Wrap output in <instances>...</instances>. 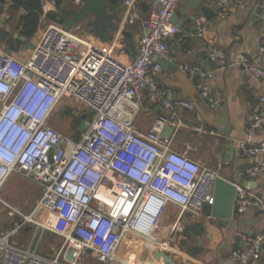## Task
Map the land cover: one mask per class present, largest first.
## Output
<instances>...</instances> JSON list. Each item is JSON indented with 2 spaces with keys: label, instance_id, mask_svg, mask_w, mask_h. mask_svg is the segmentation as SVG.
<instances>
[{
  "label": "built area",
  "instance_id": "2783aa9c",
  "mask_svg": "<svg viewBox=\"0 0 264 264\" xmlns=\"http://www.w3.org/2000/svg\"><path fill=\"white\" fill-rule=\"evenodd\" d=\"M180 1L155 0L156 8L143 22L138 53L129 63L115 57L113 47L98 48L58 24L41 31L24 60L0 47V191L13 175L39 186L42 194L30 218L45 212L66 227L55 232L63 245L52 257L11 244V234L0 236V264H78L89 256L109 264L117 259L128 235L150 240L167 206L176 207L180 216L199 217L203 205L211 204L217 172L176 152L172 144L182 125L179 111H192L193 104L173 102L172 91L160 87L153 76L161 70L154 58L174 63L165 40L180 33L171 22ZM210 1L219 6L221 18L233 5L243 4V0ZM122 6L119 30L140 18L134 0H125ZM207 59L215 63L214 69L187 64L178 68L200 81V96L211 106L208 82L219 70L236 67L264 83V69L245 56L228 64L223 53L210 50ZM66 100L81 105L89 115L78 140L50 126ZM146 100L160 113L143 134L134 129V121ZM261 124L262 118L254 116L248 135L254 136ZM238 148L246 158L264 155L262 145L243 142ZM248 172L251 177L264 173V160ZM257 206L261 201L249 188H236L233 212L242 214ZM237 236L247 248L232 252L233 261L259 260L264 231ZM68 249L73 251V262L65 260ZM158 250L176 253L166 244Z\"/></svg>",
  "mask_w": 264,
  "mask_h": 264
},
{
  "label": "crops",
  "instance_id": "0c3cea01",
  "mask_svg": "<svg viewBox=\"0 0 264 264\" xmlns=\"http://www.w3.org/2000/svg\"><path fill=\"white\" fill-rule=\"evenodd\" d=\"M124 1L119 0L116 7L109 2V5L106 4L107 12L116 16L118 31L114 33L106 29L105 42H100L85 24L74 27L70 32L98 48L113 47L115 57L124 63L131 62L138 53L143 22L156 8V2L134 0L140 18L119 30L124 20ZM262 5L264 6V0H243L242 5H233L227 15L221 18L219 6L210 0H181L175 11L176 13L184 10V13L178 16L176 25L180 33L171 40L172 45L169 47L174 63L166 69L160 66L161 70L153 74L160 87L172 91L173 102L188 101L193 104L192 111H179V121L182 125L173 138V149L186 154L203 167L214 169L218 177L226 181L232 182L234 172L237 171L241 178L254 183L253 189L249 190L261 201V206L250 207L242 214L233 212L231 222L226 226L217 227L215 220L204 217L202 213L199 217L180 216L178 209L169 205L159 219L158 228L150 240L139 238L147 243L142 246V250L138 252L130 249L126 254V251H121V246L117 259L113 262L131 264L126 261L131 258L133 264H165L161 259L154 260L153 252L157 251L161 244H166L176 250L175 254H171L175 264H236L231 257L232 252L247 248V243L240 239L237 233L255 236L264 231V173L251 177L248 172L252 166L264 160V155L246 158L241 156L238 148L243 142L264 146V83L236 67L229 66L219 70L208 82L210 96L214 100L211 106L200 96L197 89L200 81L189 77L178 68L179 64H187L203 70H212L216 65L207 59V54L214 50L223 53L228 64L245 56L251 63L264 69V21L257 24L256 19L251 20L249 17L254 7ZM76 9L78 6L73 0H63L59 10L53 0H43L39 28L26 43L34 46L41 31L50 24H55L47 20L48 13L57 11L62 19L69 17V10ZM202 9L208 10L213 16L206 19ZM24 14L22 10H13L10 0H0V31L18 40L17 37L21 35L16 23ZM30 51L23 43L18 49L9 52L24 60ZM153 62L157 63L154 60ZM159 113L160 108L146 100L134 121V129L138 133H147ZM254 116L261 117L262 124L254 136H249L247 129ZM217 123L218 125H215ZM195 127L203 128L207 132H196ZM203 226L206 228L205 235ZM16 229L15 226L4 234H11L9 242L18 247L23 245V248L33 249L37 253L36 238L25 242L17 236L21 227ZM28 230L25 228V233H28ZM58 251L59 249H56L52 254H46V257H52ZM89 259L95 260L93 257ZM249 264H264V249L259 260Z\"/></svg>",
  "mask_w": 264,
  "mask_h": 264
},
{
  "label": "rangeland",
  "instance_id": "374dc122",
  "mask_svg": "<svg viewBox=\"0 0 264 264\" xmlns=\"http://www.w3.org/2000/svg\"><path fill=\"white\" fill-rule=\"evenodd\" d=\"M64 108L72 109L75 115L63 116L62 110ZM83 110L84 108L76 102L66 100L51 118L50 126L64 135L75 136L73 128L76 114H80ZM41 194L42 190L39 186L24 180L20 176L13 175L11 177L10 181L0 191V236L14 229L15 226H21L20 233L17 236L25 242L36 238L37 253L46 257V254H52L54 250L62 247L63 239L55 232H62L66 227L61 220L45 212H36L30 218ZM24 217L28 218V220H25ZM45 227L50 230L45 229ZM25 228L29 229L28 233H25ZM146 244L145 241L128 235L121 247V251H126V254L130 249L139 252L142 250V246ZM89 258L84 257L78 264L80 262L81 264H99L96 260ZM126 261L131 264L134 263L131 258H127ZM111 264L117 263L112 262Z\"/></svg>",
  "mask_w": 264,
  "mask_h": 264
},
{
  "label": "water",
  "instance_id": "95a60500",
  "mask_svg": "<svg viewBox=\"0 0 264 264\" xmlns=\"http://www.w3.org/2000/svg\"><path fill=\"white\" fill-rule=\"evenodd\" d=\"M76 5L78 9L69 10L68 18L60 19L61 25L64 27L66 31L72 30L74 27L78 25L85 24L86 28L93 33L100 42H105L106 37L104 31L106 29L116 33L118 31V27L115 23L116 16L114 14L108 13L104 4L99 0H77ZM184 13V10H180L176 12L171 17V22L175 25L178 23V16ZM202 13L206 19H210L213 14L206 9H202ZM249 17L251 20L256 19L257 24H261L264 21V6L254 7L250 13ZM181 28V25H179ZM263 27V26H262ZM264 30V29H263ZM193 32V30H191ZM20 33V31H18ZM17 37V36H16ZM18 40L25 44V48L27 50H32L33 45L30 43H26L25 39L21 36L17 37ZM165 44L170 47L172 45L171 40H165ZM123 47V46H122ZM121 49V48H120ZM156 61L162 68L166 69L171 66V63L158 60L156 58L153 59ZM215 125H218L215 124ZM86 129V123L83 120L79 126V132L83 133ZM232 148V146H228ZM52 152H50V155ZM254 183L244 178H241L237 171L234 172L232 182L226 181L220 177H217L214 183L213 190V200L211 204H205L202 207V215L204 217H209L215 220V226L223 227L226 226L229 222L233 220V203L236 196V188H249L253 189ZM203 233L205 235L206 228L202 227ZM200 241H202L200 239ZM73 251L68 249L65 253V260L68 262H73L72 257ZM86 254H90L88 250L85 251ZM153 258L156 261L160 259L163 260L165 264H175L173 261L171 254H166L162 251L153 252Z\"/></svg>",
  "mask_w": 264,
  "mask_h": 264
},
{
  "label": "trees",
  "instance_id": "16d2710c",
  "mask_svg": "<svg viewBox=\"0 0 264 264\" xmlns=\"http://www.w3.org/2000/svg\"><path fill=\"white\" fill-rule=\"evenodd\" d=\"M10 1L12 3L13 10H22L25 13L22 17L19 18L18 22L16 23L17 24L16 27L17 30L20 31L21 37H23L25 41H30L40 25L43 0H10ZM53 1L56 5V8L59 10L63 0H53ZM99 1H101L105 7L106 4H108V2L109 4L116 7L119 0H99ZM56 12L48 13L46 15V18L52 23L61 25V21H60L61 17L59 16L58 12L57 13ZM22 44L23 43L18 41L17 39L10 37L8 33H5L4 31H0V46H4L7 51L16 50ZM62 114L63 116L75 115L73 113V110L70 108H64L62 110ZM88 118L89 115H87L84 112H81L80 114H76L74 128H73L75 136H72L74 140H78L80 138V132H79L80 123Z\"/></svg>",
  "mask_w": 264,
  "mask_h": 264
}]
</instances>
